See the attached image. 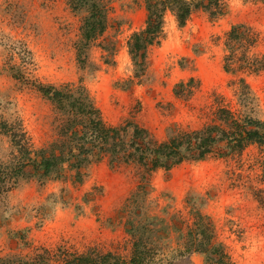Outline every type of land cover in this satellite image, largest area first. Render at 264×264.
Returning <instances> with one entry per match:
<instances>
[{"label":"rangeland","instance_id":"374dc122","mask_svg":"<svg viewBox=\"0 0 264 264\" xmlns=\"http://www.w3.org/2000/svg\"><path fill=\"white\" fill-rule=\"evenodd\" d=\"M101 3L107 29L81 51L88 12L68 0H0V264H66L90 249L125 264L134 207L150 224L149 264H264L259 143L231 148L225 140L203 160L159 169L134 203L144 168L112 167L109 156L81 169L64 163L49 177L31 165L17 178L2 174L18 164L14 131L34 151L63 134L65 116L42 87H84L105 122L133 120L157 142L209 125L235 131L236 121L264 122V0H222L217 15L196 9L185 26L169 12L143 68L129 42L146 26L147 0ZM221 109L231 111L228 122ZM56 218L61 239L49 235Z\"/></svg>","mask_w":264,"mask_h":264},{"label":"trees","instance_id":"16d2710c","mask_svg":"<svg viewBox=\"0 0 264 264\" xmlns=\"http://www.w3.org/2000/svg\"><path fill=\"white\" fill-rule=\"evenodd\" d=\"M68 1L74 11L88 12L82 26L83 51L105 33L108 11L101 0ZM221 2L222 0H147L146 26L135 32L129 42L130 54L135 63L144 67L149 47L160 42L169 12L176 15L180 26H185L196 9L202 8L212 15H217ZM42 90L65 116L63 134L50 148L34 151L26 142L27 134L22 129L19 132L14 131L12 137L19 152L15 158L18 164L13 171L10 170L11 167L5 166L7 168L2 173L5 178L12 173L14 178L21 176L30 165L35 174L49 177L64 163L81 169L109 156L112 167L121 163H134L144 168L143 179L146 183L135 193L132 200L134 203L136 197L144 192L145 186H150L152 174L157 170H171L185 161L203 160L213 154L225 140L234 142L231 148H244L248 143L254 142L264 146V122L260 120L249 119L243 125L236 121L235 131H232L231 124V130L209 125L191 132H179L165 142H157L151 137L149 130L133 120L117 126L105 122L100 109L84 87H79L76 91L53 86L42 87ZM231 116V111L221 109L220 118L224 122H228L227 119ZM3 126L7 132L11 131L8 123H3ZM3 188L5 187H0V192ZM136 211V207L130 211L133 216L129 220L130 232L133 235V254L131 260L125 264H149L153 260L151 253L155 250V247H150L153 244L149 236L150 224L138 221ZM142 231L143 235L138 237V233ZM202 252L207 253L208 250ZM119 263L116 255L105 254L97 249L70 255L66 261V264Z\"/></svg>","mask_w":264,"mask_h":264},{"label":"crops","instance_id":"0c3cea01","mask_svg":"<svg viewBox=\"0 0 264 264\" xmlns=\"http://www.w3.org/2000/svg\"><path fill=\"white\" fill-rule=\"evenodd\" d=\"M56 220V222H55V224H50L51 226L52 225H54L55 227H53L51 230V233L49 234L52 238L54 237V238H56V239H58V238H60L61 239V234H62V230H63V228H62V224L60 223V218H56L55 219ZM58 223H60V224H58ZM45 234V233H44ZM45 237V236H44ZM48 237V236H47Z\"/></svg>","mask_w":264,"mask_h":264}]
</instances>
